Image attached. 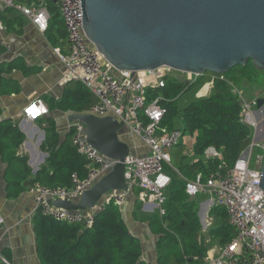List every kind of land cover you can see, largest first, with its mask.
<instances>
[{
	"label": "trees",
	"instance_id": "1",
	"mask_svg": "<svg viewBox=\"0 0 264 264\" xmlns=\"http://www.w3.org/2000/svg\"><path fill=\"white\" fill-rule=\"evenodd\" d=\"M49 11L52 19L46 37L54 48L68 54L69 50L65 49L69 45L68 34L61 13L57 6L52 5ZM20 66L24 67V64L20 63ZM256 74L258 70L250 61L247 66H238L224 77H198L195 83L206 78L210 80L213 94L193 101L182 109L178 101L195 83L167 75L158 87H147V104L159 99V104L166 110L161 127L180 129L194 140L195 160L189 163L186 156H181L179 163L174 161L164 170L171 173L170 184L164 189L166 214L152 219L154 231L159 236L158 264L204 263L207 250L200 243L201 224L195 201L203 196L190 197L186 193V182L195 180L198 175L208 177L217 172L226 173L252 145L253 129L242 122L243 105L233 87ZM70 83H76V89L69 90L59 102H53L51 108L77 115L90 113L96 105L95 97L82 83ZM19 93V86L7 80L4 69H0V97ZM47 132L51 148L47 164L53 172L48 173L43 168L29 180L31 171L26 161L18 155L24 137L12 121L0 119V175L4 173L9 186L17 190L22 184L29 189L36 184L71 189L72 175L76 174L79 180L87 178L90 172L88 161L71 143L57 150L58 135L53 122H50ZM209 148L216 149L221 157L207 159L205 156ZM211 214L218 221L212 234L219 238L223 248L235 237L236 231L224 208L215 205ZM33 224L42 264H145L141 260V245L123 222L118 206H106L95 216L92 227L68 224L44 215L40 210ZM0 256L5 257L1 253ZM3 259L0 257V264H5Z\"/></svg>",
	"mask_w": 264,
	"mask_h": 264
},
{
	"label": "built area",
	"instance_id": "2",
	"mask_svg": "<svg viewBox=\"0 0 264 264\" xmlns=\"http://www.w3.org/2000/svg\"><path fill=\"white\" fill-rule=\"evenodd\" d=\"M57 6L68 34L69 53H55L65 71V83L78 81L95 97L96 105L90 111L97 117H113L125 128L138 136L148 147L145 157L129 155L125 161V178L128 191H111L93 210L69 212L53 206V201H78L82 194L95 182L111 171L117 161L98 153L86 141V128L82 123L70 125L72 144L88 163L90 172L84 180L72 175L73 187L50 188L36 184L32 187L37 208L44 215L68 224L92 227L95 216L108 205L121 206L127 195L138 189L145 201L156 204L159 216L166 214L167 197L160 183L165 167L172 165L171 152L181 145L185 134L180 129L168 130L161 127L166 110L155 99L147 104V87H158L168 74L161 68L138 72L116 70L93 46L83 29L84 13L81 0H0V35L6 31L2 13L15 10L30 23L38 33L46 36L52 15L49 6ZM143 74V75H142ZM196 77H199L195 75ZM243 105L242 122L256 128L253 107L258 100L246 101L242 93L233 87ZM264 149V144L253 142L234 166L226 173L220 172L186 182V193L194 198L210 197L216 206L225 209L229 222L235 229V237L223 247L217 256H207L203 264H264V192L259 186L264 158L252 166V152ZM207 159L220 158L214 148L206 151ZM177 171V170H176ZM2 219L0 218V224ZM5 264H10L3 259Z\"/></svg>",
	"mask_w": 264,
	"mask_h": 264
},
{
	"label": "water",
	"instance_id": "3",
	"mask_svg": "<svg viewBox=\"0 0 264 264\" xmlns=\"http://www.w3.org/2000/svg\"><path fill=\"white\" fill-rule=\"evenodd\" d=\"M83 29L116 70L134 75L168 68L199 77L228 75L251 61L264 72V0H81ZM264 107V98L257 109ZM82 123L89 146L117 161L80 200H55L69 212L93 210L111 191H128L125 161L131 155L121 140L126 128L113 117L71 115ZM248 154V149L246 150ZM259 186L264 192V162ZM215 206L214 204H212ZM203 225L205 219L201 218Z\"/></svg>",
	"mask_w": 264,
	"mask_h": 264
},
{
	"label": "crops",
	"instance_id": "4",
	"mask_svg": "<svg viewBox=\"0 0 264 264\" xmlns=\"http://www.w3.org/2000/svg\"><path fill=\"white\" fill-rule=\"evenodd\" d=\"M2 18L6 31L0 35L2 47L0 69H4V77L7 80L19 86L20 93L0 97V119L12 121L22 133L24 139L19 145L18 155L26 161L31 171L29 177L31 180L43 168L48 173L53 172L47 164L51 150L47 132L50 122L56 126L57 150L68 143L72 144L70 129L72 123L69 118L75 113L52 109L51 105L62 100L69 90H75L77 84L64 82L65 69L46 36L38 33L15 10H9L2 15ZM65 49L69 50V45ZM20 63L24 64V67L20 66ZM251 80V78L244 79L236 88L240 91L244 90L246 83ZM211 90L213 93V84L210 82L206 90L192 97L191 102L202 99ZM257 95L250 99L264 98V91ZM179 127H182L181 124ZM120 137L128 144L132 155L145 157L149 154L148 147L129 129L126 128ZM193 145V138L186 134L183 143L179 146H185L187 150L185 153H177L173 149L172 163L174 161L179 163L181 156H186L187 162H193L195 160ZM170 181L171 173L164 172L160 178L161 185L166 188ZM13 187L9 186L2 173L0 175V218L2 219L0 253L5 257H0L10 264H42L38 237L33 224L38 212L35 196L30 192V187H25L23 184L18 190ZM118 209L131 235L141 245V260L145 264H158L159 236L154 231V220H152L154 217H159L158 206L144 201L142 193L135 189L127 195L125 202Z\"/></svg>",
	"mask_w": 264,
	"mask_h": 264
},
{
	"label": "rangeland",
	"instance_id": "5",
	"mask_svg": "<svg viewBox=\"0 0 264 264\" xmlns=\"http://www.w3.org/2000/svg\"><path fill=\"white\" fill-rule=\"evenodd\" d=\"M166 74L171 75L174 78H177L181 81H189L190 83H195L198 79L195 75L186 74L177 72L174 70H164ZM143 75V74H142ZM251 82H247L245 85L244 90L241 89V93L246 101L253 100L250 99L251 97L258 96L257 94H260L264 91V72L258 71V74L253 76L251 78ZM186 81V82H187ZM207 85H210V80L208 78L203 79L202 81H199L198 83H195L192 88L186 92L182 97H180L178 101V105L180 108L186 107L192 100V97L196 95L197 93H202L204 89L206 90ZM244 93V94H243ZM212 90L210 93H207L205 97L207 98L212 95ZM252 111L254 112L255 120H256V126H258V132L254 126H251L253 129V142H258V144L263 145L264 144V107L261 110L257 109L256 107L252 108ZM187 148L184 146H179L174 148V151L179 153L185 151ZM263 157L264 158V149L256 147L252 152V166H254V163H258V158ZM197 203V210H198V216L200 218V224L201 229L199 233L200 237V243L202 247L206 248L207 250V256H217L222 249V246L219 244V238L212 234V229L215 228L217 225V219L212 216L211 211L213 208L212 199L210 197H199L195 199ZM201 218L205 219L206 225H203L201 222Z\"/></svg>",
	"mask_w": 264,
	"mask_h": 264
},
{
	"label": "bare ground",
	"instance_id": "6",
	"mask_svg": "<svg viewBox=\"0 0 264 264\" xmlns=\"http://www.w3.org/2000/svg\"><path fill=\"white\" fill-rule=\"evenodd\" d=\"M256 130H257V132H258V126H256ZM32 189V188H31ZM31 189H30V192H31Z\"/></svg>",
	"mask_w": 264,
	"mask_h": 264
}]
</instances>
